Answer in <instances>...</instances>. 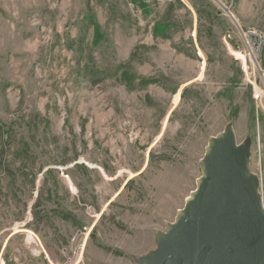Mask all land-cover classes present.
Here are the masks:
<instances>
[{"label":"rangeland","instance_id":"obj_1","mask_svg":"<svg viewBox=\"0 0 264 264\" xmlns=\"http://www.w3.org/2000/svg\"><path fill=\"white\" fill-rule=\"evenodd\" d=\"M144 4L0 0V264H65L88 230L85 264L160 254L228 131L264 208V102L227 47L264 0Z\"/></svg>","mask_w":264,"mask_h":264},{"label":"water","instance_id":"obj_2","mask_svg":"<svg viewBox=\"0 0 264 264\" xmlns=\"http://www.w3.org/2000/svg\"><path fill=\"white\" fill-rule=\"evenodd\" d=\"M201 166L199 192L158 234L160 254L139 264H264V208L248 145L228 131L209 142Z\"/></svg>","mask_w":264,"mask_h":264},{"label":"built area","instance_id":"obj_3","mask_svg":"<svg viewBox=\"0 0 264 264\" xmlns=\"http://www.w3.org/2000/svg\"><path fill=\"white\" fill-rule=\"evenodd\" d=\"M144 1H158L161 0H141ZM174 1V0H172ZM227 13L230 14V8L224 5ZM239 40L242 43H232L227 41V47L230 53L240 62L241 68L245 74L247 83L250 85L254 99L257 103L264 102V31L254 28H242L237 25ZM232 34L227 35V40L232 39ZM83 234L79 231L75 238H79ZM84 241L76 245L72 249L73 255L66 257L65 264H85L83 254L86 245V240L89 236V230L85 233ZM75 244V243H74Z\"/></svg>","mask_w":264,"mask_h":264},{"label":"bare ground","instance_id":"obj_4","mask_svg":"<svg viewBox=\"0 0 264 264\" xmlns=\"http://www.w3.org/2000/svg\"><path fill=\"white\" fill-rule=\"evenodd\" d=\"M172 0H161V3H165V2H171ZM145 3H158V1H144ZM255 29V28H254ZM201 179V178H200ZM200 179H199V181H200ZM199 192V188L197 189V190H195L194 192H193V194L195 195V193H198ZM191 195L190 197H189V199L191 200L192 198H193V196L194 195ZM188 199V200H189ZM182 211V210H181Z\"/></svg>","mask_w":264,"mask_h":264},{"label":"trees","instance_id":"obj_5","mask_svg":"<svg viewBox=\"0 0 264 264\" xmlns=\"http://www.w3.org/2000/svg\"><path fill=\"white\" fill-rule=\"evenodd\" d=\"M141 1V0H140ZM141 3L143 4V5H146V4H144L142 1H141Z\"/></svg>","mask_w":264,"mask_h":264}]
</instances>
